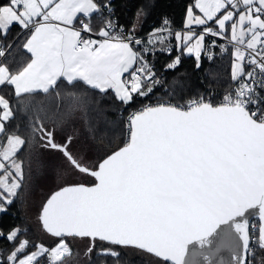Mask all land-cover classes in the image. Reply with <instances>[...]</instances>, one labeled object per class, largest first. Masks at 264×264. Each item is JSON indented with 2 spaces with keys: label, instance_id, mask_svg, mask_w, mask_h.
I'll return each instance as SVG.
<instances>
[{
  "label": "snow or ice",
  "instance_id": "snow-or-ice-1",
  "mask_svg": "<svg viewBox=\"0 0 264 264\" xmlns=\"http://www.w3.org/2000/svg\"><path fill=\"white\" fill-rule=\"evenodd\" d=\"M102 8L111 12V0L103 4L0 0V58L13 48L12 42L5 43L13 26L30 33L22 48L31 54L15 74L0 63V86L13 87L16 97L38 89L47 94L64 77L73 88L82 81L102 93L114 90L125 105L133 102L134 95L147 97L162 81L144 55L134 50L133 45L142 43L134 39L136 24L124 36L114 33L116 25L105 19L98 33L102 40L82 35L93 32L90 18ZM194 8L203 17L195 15ZM78 14L89 22L79 20ZM136 15L139 21L144 10ZM209 21L219 30L208 27ZM228 22L235 42L231 78L239 87L221 102L214 104L200 96L184 104L146 105L130 114L123 146L107 149L103 141L94 144L102 152L94 163L72 150L74 135L57 141V130L63 132V125L48 128L37 120L31 131L42 147L61 153L73 173L92 177L94 182L65 183L43 202L39 221L47 233L61 238L55 247L49 250L38 244L37 251L20 258L30 242L19 241L7 262L39 264L38 257L47 254L51 264H65L72 248L64 237H79L92 241L86 254L95 251L97 239L115 246L100 249L99 254L116 264L121 258L116 247L137 249L171 264H218L216 257L228 249L234 264H252L250 227L253 234L258 230V247L264 249V96L260 95L264 92V0H195L187 8L186 26L203 25L204 31L198 36L191 29L176 32L175 39L178 50L182 47L195 54L200 68L205 35H223ZM168 23L165 19L154 30L149 45L167 39L162 34L168 31ZM241 46L250 50L247 59ZM207 55L211 60L212 54ZM180 62L178 55L165 69L174 70ZM245 63L253 66L250 71L245 72ZM125 73L130 80L123 79ZM67 99L69 115L84 110V96L70 92ZM13 115L9 100L0 96V133H6L5 122ZM88 131L95 141L94 130ZM26 143L18 134H6L0 145V213L23 188L24 161L17 154ZM37 162L42 165L39 157ZM250 218L258 219V229L250 225ZM19 232L12 230L6 239L16 240ZM190 245L196 246L193 259L188 258ZM197 255L199 261L194 259ZM256 264H264V258Z\"/></svg>",
  "mask_w": 264,
  "mask_h": 264
},
{
  "label": "trees",
  "instance_id": "trees-1",
  "mask_svg": "<svg viewBox=\"0 0 264 264\" xmlns=\"http://www.w3.org/2000/svg\"><path fill=\"white\" fill-rule=\"evenodd\" d=\"M194 3L195 0L111 1L117 21L128 32L133 29V24H136L134 36L154 32V30L162 27L165 19L169 21L168 25L165 26L166 28L185 27L187 8ZM140 9L144 10V15L137 21L136 14ZM195 10L194 8V13ZM90 21L95 31H99L101 27H104L103 20L96 13L91 16ZM211 23L213 22H207V26L209 27ZM193 26H197V28L198 26H200L199 28L205 27L203 25H192L191 27ZM29 34L21 33L19 26H13L8 32L5 43L12 42L13 48L6 58H1L0 63L7 64L13 74L26 66L30 59V55L22 48ZM146 40H142L140 45L135 46L142 50L145 48L155 49L153 59L162 79V84L156 86L147 97L134 95L133 102L127 105L119 102L111 89L106 93H102L98 89H91L89 86L84 85L82 81L76 83L75 88H73L63 78L59 79L57 86L47 94L43 91H37L16 97L13 87L0 86V96L9 100L10 107L14 113L13 118L5 122V134H18L28 141L18 155L23 157L22 159L25 162H28L34 153L41 152L46 157L49 156L51 150L44 149L39 137H33L32 135V126L38 120L48 128L63 125V132H60L59 128L57 130V141L62 142L63 136L66 134L74 135L76 139L71 146L72 150L79 152L81 155H86L88 162L94 163L98 156L102 155V152H97L94 144L103 141L107 149H115L118 144L123 146V140H126V115L133 109L144 106L148 101H153L157 98L172 97L177 101H182L201 93L207 88L221 93L233 86L235 82L231 78L232 63L235 59L233 44L225 42L217 44L213 49L212 59L210 60L208 56L202 55L200 57L201 67L196 68V57L179 52L176 44L168 45L167 42L163 41V43H155L153 46H149ZM178 55L181 57L180 64L174 70H166L165 65ZM148 57L149 59L151 58L150 56ZM166 85L170 88V91L164 90ZM70 92H75L77 95H82L86 98L84 110L77 109L71 115H69L70 106L67 99V94ZM58 93L59 95H57ZM89 128L94 130L95 141H93L88 131ZM121 129H124L123 134ZM60 155L64 161L62 154ZM59 165L61 170H63L62 165ZM26 166L28 172L30 166L27 164ZM45 168L49 173L54 170L52 167ZM60 168L58 169L60 170ZM72 177L71 180L61 182L43 197L42 195L40 196L37 184L34 193L40 197V201L42 199L39 209L33 208L29 203L32 191L30 190V181L28 177L26 178V182L19 191L18 196L13 198V202L7 206V211L0 213V233H3V236H0V248L2 249L0 264H12V262H7L6 258L17 241H8L6 236L17 226L22 227L18 234V239L24 237L30 242L23 253L35 249V246L40 243L52 247L61 239L47 233L42 228L39 221V213L43 202L59 187L64 186L65 183L91 184L94 182V178L83 174L72 172ZM67 241L72 248V254L70 257L65 258V264H116L111 257L105 258L99 254L100 249L115 247L108 242L97 239L95 241V251L86 254L87 248L92 243L89 238L67 237ZM255 245L254 264L264 258V249H260L258 243ZM116 250L121 252L120 264H129V261L130 264H170L163 261L162 258H157L137 249L116 247ZM49 260L50 257L48 255L38 259L39 264H45Z\"/></svg>",
  "mask_w": 264,
  "mask_h": 264
},
{
  "label": "rangeland",
  "instance_id": "rangeland-1",
  "mask_svg": "<svg viewBox=\"0 0 264 264\" xmlns=\"http://www.w3.org/2000/svg\"><path fill=\"white\" fill-rule=\"evenodd\" d=\"M176 29L177 28L175 27L174 30H171V31H176ZM152 33L153 32H151V34ZM149 36H151V35H149ZM152 39H155V37L153 36ZM225 43H228V42L225 41ZM125 139H126V137H125ZM5 140H6V134L5 133H0V145H2L5 142ZM21 150L19 152H21ZM60 154L61 153L56 152V151H52V150L50 151V154L47 157H46V155H44L41 152L40 153H34V154H32V156H31V158H30V160L28 162H25L22 159L23 157H20L17 154V159L24 161V171H25L24 184L26 182V178L28 177V179L30 181V186H31L30 190L32 191V193H31V195L29 197V203L35 209H39L40 202L42 201V199L40 201V199H39L40 197H38V195L34 193V190L36 189L37 184H38V187H39L40 196L42 195V197H43L47 193H49L51 190H53L61 182H65V181L71 180L73 178L71 170L69 169V167H67L66 162L63 161V159H62ZM37 157H39L40 161H42V165L37 162ZM26 164L28 166H30V170L28 172H27ZM59 164L62 165V167L64 168L63 169L64 171L61 170ZM45 167H47V168L48 167H52L54 170H51L50 173H49L48 170ZM58 168H60V170ZM0 174H2V172H0ZM15 229H19L21 231L22 227L21 226H17L13 230H15ZM64 239L66 240V242H68L67 241V237H64ZM23 240H27V239L24 238V237L21 238V239L17 238L15 240V242L17 241V243L13 247L12 251L15 249V247H18L19 241H23ZM40 244L44 245L49 250L52 247H55V245L52 246V247H49V246L45 245L44 243H40ZM33 251H37V248H35V249H33V250L29 251V252L23 253V255H21V258H23L24 255L31 254V252H33ZM11 252L8 255H10ZM39 258H41V257H38V259ZM0 260H2V249L1 248H0Z\"/></svg>",
  "mask_w": 264,
  "mask_h": 264
},
{
  "label": "built area",
  "instance_id": "built-area-1",
  "mask_svg": "<svg viewBox=\"0 0 264 264\" xmlns=\"http://www.w3.org/2000/svg\"><path fill=\"white\" fill-rule=\"evenodd\" d=\"M97 14L100 15V16H101L102 18H104V19H111V20H112V22L116 25V27H115L114 30H113L114 33H121V32H123V35H124V33L127 31V29H126L122 24H120V23L114 18L113 13L108 12V11H106V10H104V9L102 8L101 11L98 12ZM84 18H85V19H84L85 22H89V21H88L89 18H86V17H84ZM79 26H80V25H78V26H76V27H79ZM120 26H123V28H121ZM212 27H213V26H212ZM213 28H214V30H217V31L219 30L217 27H213ZM192 31H194V32H198V33H202V32L204 31V28H193ZM82 35H83L84 38H86V39H87L88 37H93V38H94V37H95V38H99V37H101V36H99L98 33H95V32H92V33H82ZM206 36L213 37V38H217V39L224 40V41L227 40V38H226V36H225L224 33H223V35H219V36H217V35H211V34H207ZM242 47H243V46H242ZM243 48H244V47H243ZM258 48H259V47H258ZM244 49H245V48H244ZM245 51H246L247 56H248V51H250V50H246V49H245ZM144 58H145V59H146L151 65H152V67H153V71L157 74V68H156L155 64L151 61V59H149L148 57H145V56H144ZM247 58H248V57H247ZM138 66H139L138 64L135 65V67H138ZM252 67H253V66L248 65V66H247V69L245 70V72L250 71V70L252 69ZM157 77H158L160 80H162L161 77H160V75L157 74ZM130 79H131V77H130V75H129V76H128V80H130ZM257 79H259V77H257ZM248 82L251 83V80H249ZM237 87H239V84H238L237 81H235L234 84H233V86H232L229 90H225V91H223V92H221V93H217L216 90H210V89L207 88V89H205L204 91H202L201 93H199V94H197V95H193V96L187 98L186 100L177 101V100L173 99L172 97L157 98V99H155V100H153V101H148L144 106H146V105H155V104H157V103H168V102L184 104V103H186L188 100H190V99H196V98H198V97H200V96H203V97H205V98H210V99L212 100V102L215 104V103H219V102H221L225 94H227V93L230 92V91H233V90H234L235 88H237ZM164 90H165V91H170V88L166 85V86L164 87ZM260 95H261V96H264V92H260ZM144 106H140V107L137 108V109H133L131 112H129V113L126 115V126H127V121H128V118H129L130 114H132V113H134V112L140 110V109H141L142 107H144ZM126 138H127V131H126ZM251 224H256V225H257V229H258L259 221H258L257 218H252L251 221H250V225H251ZM250 237H251V239H250V246L254 249L255 246H256L255 244L258 243V230H257V232H256L255 234H253V232H252V230H251V227H250ZM251 259H252V264H254L253 257H252ZM45 264H51V261L49 260V261H48L47 263H45Z\"/></svg>",
  "mask_w": 264,
  "mask_h": 264
},
{
  "label": "crops",
  "instance_id": "crops-1",
  "mask_svg": "<svg viewBox=\"0 0 264 264\" xmlns=\"http://www.w3.org/2000/svg\"><path fill=\"white\" fill-rule=\"evenodd\" d=\"M223 11V10H222ZM195 15H199V16H201V17H203V13H201L198 9H196L195 10ZM221 15V13H218L217 14V16H220ZM81 16V14H78V17H80ZM238 18V17H237ZM215 19V18H214ZM234 19H236V18H234ZM209 22H212V21H209ZM78 23V22H77ZM76 23V24H77ZM230 24H231V22H228L227 24H226V30L224 31V34H225V36H226V38H227V40H226V42L228 41V43H230V44H235V42H233V41H231V28H230ZM77 26V25H76ZM192 26V25H191ZM190 26V29H191V31H192V29L193 28H197V26L196 27H191ZM217 27L218 28V25H215L214 24V22L213 23H211L210 24V26L209 27ZM198 27H200V26H198ZM189 27H187V26H185V27H183L182 28V30H176L175 32H172V31H169L168 33H165L163 36L164 37H166L167 39H165L164 41H165V43L167 42L168 43V45H177V41H176V39H175V33L176 32H181V33H185V32H188L189 30ZM194 32V31H193ZM197 36L200 34V33H198V32H194ZM88 39H93V40H102V39H99V38H93V37H89ZM147 42V44H148V41H146ZM214 42V43H213ZM221 42H225L224 40L222 41V40H220V39H217V38H213V37H209V36H206L205 35V39H204V41H203V45H204V47L202 48V50H201V56L202 55H204V56H208L207 54L208 53H213V49L216 47V45L217 44H219V43H221ZM191 43H195V40L193 39L192 41H191ZM149 45V44H148ZM242 47V46H241ZM259 47V46H258ZM208 48H209V50H208ZM242 50H244L245 51V49L242 47ZM179 52H183L184 54H186V55H188V56H190V55H193V56H195V54L193 53V54H188V53H186V51L181 47L179 50H178ZM26 52H27V50H26ZM28 53V52H27ZM29 55H30V59H31V54L30 53H28ZM245 55H246V59H247V53H246V51H245ZM30 59H29V61H30ZM28 61V62H29ZM247 63H245V70L247 69ZM135 67V66H134ZM131 71V70H130ZM15 74V73H14ZM128 76H129V73H125L124 75H123V79H125V80H128ZM61 78H63V79H65L66 80V78H64V77H61ZM61 78H59V79H61ZM58 79V80H59ZM67 81V80H66ZM37 91H42V90H36L35 92H37ZM114 91V90H113ZM114 93H115V91H114ZM5 98V97H4Z\"/></svg>",
  "mask_w": 264,
  "mask_h": 264
},
{
  "label": "bare ground",
  "instance_id": "bare-ground-1",
  "mask_svg": "<svg viewBox=\"0 0 264 264\" xmlns=\"http://www.w3.org/2000/svg\"><path fill=\"white\" fill-rule=\"evenodd\" d=\"M111 1H114V0H111ZM94 2H96V3H98V4H103L104 2H106V0H94ZM115 10H114V7L112 6V4H111V13H113V15H114V18L116 19V15H115V12H114ZM97 14V13H96ZM98 15V14H97ZM99 17H100V19L101 20H105L104 18H102L100 15H98ZM85 18H84V15L83 14H81V16L79 17V20H84ZM117 20V19H116ZM89 21V20H88ZM77 26L79 25V23H77L76 24ZM91 26H92V28H93V24H92V22H91ZM94 29V28H93ZM168 29V31H171V30H174V28H167ZM178 30H182V28H177ZM176 29V30H177ZM168 31H165V32H168ZM93 32H95V33H99V31H95V30H93ZM128 35V30L124 33V36H127ZM149 35H151V33H149V34H146V35H140V36H134V39H139V40H146V41H148L149 40V38H150V36ZM89 38V37H88ZM87 38V39H88ZM95 38V37H94ZM99 39H103V37H99ZM149 46H153V45H149ZM133 47H134V50H136V51H138V52H141L142 53V55H144L145 57H148V56H150L151 58V61L155 64V62H154V54H155V49H151V50H149V51H143L141 48H139V47H136L135 45H133ZM150 52V53H149ZM149 58V57H148ZM0 60H1V58H0ZM155 66H156V64H155ZM156 68H157V66H156ZM157 74L159 75V73H158V69H157ZM163 98V97H162ZM251 221V220H250Z\"/></svg>",
  "mask_w": 264,
  "mask_h": 264
},
{
  "label": "water",
  "instance_id": "water-1",
  "mask_svg": "<svg viewBox=\"0 0 264 264\" xmlns=\"http://www.w3.org/2000/svg\"><path fill=\"white\" fill-rule=\"evenodd\" d=\"M251 219L252 218H250V220ZM194 248H196L195 245H190L189 246V249H190V255L188 257L189 259H193V256L191 255V253L193 252ZM194 259H196L197 261H199L200 258L197 255V256L194 257ZM216 259L218 261V264H234V262L231 261V252L228 249H222L220 251V253L218 254V256L216 257ZM168 262L171 263L170 261H168Z\"/></svg>",
  "mask_w": 264,
  "mask_h": 264
}]
</instances>
